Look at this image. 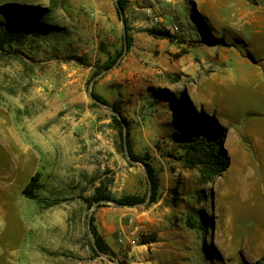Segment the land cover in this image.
Wrapping results in <instances>:
<instances>
[{
    "label": "rangeland",
    "instance_id": "obj_1",
    "mask_svg": "<svg viewBox=\"0 0 264 264\" xmlns=\"http://www.w3.org/2000/svg\"><path fill=\"white\" fill-rule=\"evenodd\" d=\"M213 1L131 0L133 47L96 76L124 51L117 0H0V29L12 3L32 7L36 24L0 51V264H264V0ZM245 1L256 20L247 26L201 7L222 2L233 16ZM230 58L227 84L204 109L192 90ZM91 90L120 107L135 152L151 155L156 204L122 146L126 129ZM207 131L226 134L230 166L201 187L178 141ZM37 173L38 195L59 205L24 196ZM97 191L112 201L94 203ZM130 197L139 204L113 201ZM90 214L113 256L94 254Z\"/></svg>",
    "mask_w": 264,
    "mask_h": 264
},
{
    "label": "trees",
    "instance_id": "obj_2",
    "mask_svg": "<svg viewBox=\"0 0 264 264\" xmlns=\"http://www.w3.org/2000/svg\"><path fill=\"white\" fill-rule=\"evenodd\" d=\"M130 2L131 0H117L116 5L118 16L125 23L126 32L124 35V51L117 53L113 59H110L101 68V70L96 73V76L100 75L102 72H109L110 70H112L117 65L118 61L124 56V52H129L133 47L134 39L130 35L131 28L128 24L127 19L124 17ZM31 8L32 7L30 6L14 3L6 6L7 24L4 28L0 29V51H2L6 45H12L15 42H20L25 37L36 32V24L31 16ZM150 34L157 39H166L170 42H174L175 40V37L172 36L168 31H150ZM154 95L165 99L171 94L168 91H155ZM91 97L93 100H96L97 102L110 107L113 113L117 115L114 118L118 126L122 129V131L123 129H126L125 135L121 133L122 146L126 151L128 160L131 163L143 164L150 187L149 204H156L160 200L161 180L155 167L151 163V155H139L135 152L134 146L130 139V123L123 117V113L117 104H110L106 99L97 94L95 91H92ZM212 121L215 122V120ZM225 136V133L219 134L214 131H207L204 132V134L201 135L200 139L196 141L192 142L188 138H180L178 141L179 147L185 150L186 163L190 165L189 168L194 169L199 166L198 168L200 170V179L198 180V182L199 186L201 187L211 184L217 178H221L223 174L229 169L230 159L227 152L221 145L222 138H224ZM39 178L40 174L37 173L25 188L23 192L24 196L30 200L36 201L37 203L47 208H52L59 205L60 201L58 200L50 201L38 195L37 191L42 188ZM103 201L110 202L112 201V199L110 197H107L101 191H97V196L93 199V202L101 206V203ZM113 201L116 202V204L119 206L133 207L139 204V200L134 197ZM86 202L91 208L92 203L87 200ZM95 222L96 220L93 216L91 218V229L96 246V248L93 249L94 254L96 256H100L101 254L113 256V251L99 232ZM203 222V225H206L208 220L204 219ZM190 224L191 227L195 228L194 223H189V225Z\"/></svg>",
    "mask_w": 264,
    "mask_h": 264
},
{
    "label": "crops",
    "instance_id": "obj_3",
    "mask_svg": "<svg viewBox=\"0 0 264 264\" xmlns=\"http://www.w3.org/2000/svg\"><path fill=\"white\" fill-rule=\"evenodd\" d=\"M212 2H214V1L212 0ZM212 2H210L209 5H207V6L201 4V7L205 13V15H204L205 18L215 17L217 20L222 21L224 19V17H226V18H228V20L231 19V21L237 20V21H240V23H242V24L245 23L246 26L251 25L253 23V21H256L254 19L255 17H253L254 15L247 11L248 3L250 4V1L244 2L245 3L244 4L245 9L243 12H238L237 14L235 13V14H233V16L227 15V12H228L227 11V8H228L227 5H225L222 2H219V3H217V2L212 3ZM234 53H233L232 57L234 56ZM231 59L232 58L225 61V62H227V68H225L223 72L212 74L210 77H208L205 81H203L201 83L200 87H196L195 89L192 90L193 97H194L195 101L199 105H201L204 109L209 107L213 96L219 94V93H216L217 92L216 88L218 86H223V85L227 84V80H228L227 69H228V64L230 63V61H232ZM202 99L207 100L206 103L208 106H206L204 104ZM208 111L210 112V110H208ZM219 117L221 119H223L221 116H219Z\"/></svg>",
    "mask_w": 264,
    "mask_h": 264
},
{
    "label": "water",
    "instance_id": "obj_4",
    "mask_svg": "<svg viewBox=\"0 0 264 264\" xmlns=\"http://www.w3.org/2000/svg\"><path fill=\"white\" fill-rule=\"evenodd\" d=\"M122 19H123V15H122ZM123 25H124V30H125V23L123 22ZM126 32V31H125ZM90 93H92V90L90 91ZM96 103L100 104V102H97L96 100H94ZM141 164V163H139ZM143 166V164H141ZM91 218H92V214L89 215V230H90V233H92V229H91ZM96 248V246H95Z\"/></svg>",
    "mask_w": 264,
    "mask_h": 264
}]
</instances>
